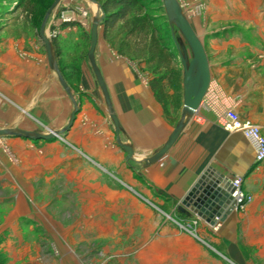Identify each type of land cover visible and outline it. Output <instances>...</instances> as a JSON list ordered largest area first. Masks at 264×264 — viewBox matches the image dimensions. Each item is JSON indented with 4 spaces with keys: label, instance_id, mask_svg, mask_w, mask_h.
<instances>
[{
    "label": "crops",
    "instance_id": "obj_1",
    "mask_svg": "<svg viewBox=\"0 0 264 264\" xmlns=\"http://www.w3.org/2000/svg\"><path fill=\"white\" fill-rule=\"evenodd\" d=\"M86 13V8L79 9L81 20L63 15L64 33L76 32L80 25L84 29L82 19ZM54 18L50 28L59 24ZM65 18L70 21L65 22ZM241 18L259 24L239 32H228L227 27L210 30L205 26L201 35L190 23L208 58L210 85L198 110L186 117L175 144L162 159L148 165L145 161L162 149L182 118L185 92L182 58L186 56L190 64L191 49L189 54L185 46L178 48V53L179 49L182 53H179L180 71L166 88L165 102H160L150 86L152 76L145 64L122 57L106 41L102 46L98 41L95 60L121 126L120 138L134 149V161H128L127 153L117 143L108 105L92 65L82 61L74 77L65 76L70 69L60 70L68 93L50 66L38 36L29 29L22 30L10 16L9 23L0 26V130L41 134H45L43 129L63 131L77 104L80 111L71 129L62 135L61 141L59 138L48 141L47 148L53 156L49 159L51 164L45 165L49 166L46 170L54 173L45 174L47 180L75 181L77 197L91 196L97 200L132 198V192L139 193L143 201L151 200L156 210L166 215L161 227L175 224L169 221L171 218L189 224L197 221L196 228L206 240L217 227L228 244L237 231L243 245L257 246L264 257V163L256 162L254 148L242 133L227 131L220 125L221 118L232 110L242 121L261 127L264 135V13L243 14ZM102 31L101 26V35ZM57 168L61 173H56ZM38 172L36 169L35 176L30 178L39 177ZM229 176L243 179L242 190L252 201L213 226L210 218L198 215L199 207ZM14 196V209L0 224V246L4 253H9L8 260L19 256L12 264H81L59 240L53 242L51 237L37 234L40 228L33 208L39 202L36 191L30 189L27 195ZM28 198L33 199L34 205ZM99 206L100 200L92 207L100 212ZM140 208L149 213L148 209ZM107 225L111 228V223ZM33 243L40 245L36 255L44 247L45 261L27 250L32 249ZM23 253L24 257H20Z\"/></svg>",
    "mask_w": 264,
    "mask_h": 264
},
{
    "label": "rangeland",
    "instance_id": "obj_2",
    "mask_svg": "<svg viewBox=\"0 0 264 264\" xmlns=\"http://www.w3.org/2000/svg\"><path fill=\"white\" fill-rule=\"evenodd\" d=\"M34 1L39 4L38 0ZM156 1L153 7H162L161 11H165L162 0ZM18 2L19 0H0V26L8 24V19L12 16L13 23L22 30L29 29L31 33L37 34L45 12L40 5L29 4L26 8L25 4L18 9ZM178 2L188 21L201 35L205 26L210 30L227 27L228 32L243 31L259 23L246 22L242 20L241 15L264 13V0H178ZM83 7L88 10L82 19L84 29L80 25L76 32L64 33L66 28L61 22L63 15L81 20L79 9ZM30 10L31 15L35 16L32 18L37 26L34 30L27 26L26 17ZM160 14L166 17L162 22L163 34L176 55L179 67L178 47L185 46L189 54L190 49L179 29L170 24L166 12ZM54 16V21L58 20L59 24L55 28H52L54 25L51 24L50 28V21ZM95 16L100 20L99 45L102 46L106 41L101 35L103 12H98L95 3L88 0H63L48 22L47 34L52 40L55 54L59 53V49L66 53L62 60H58L60 70L64 66L70 68L69 72L64 73L66 77L76 76L77 66L74 65L82 61L90 63L87 54L90 46V27ZM81 31L88 35V41L82 42L83 47L76 56H71V53L76 52ZM38 39L44 45L39 37ZM81 56L83 57L80 58ZM178 70L180 71V68ZM42 131L45 134L50 133L44 129ZM56 138H59V141L63 139L62 135ZM48 143V140L42 138L27 139L17 136L0 138V224L14 209L16 200L14 195L18 193L27 195L31 189L36 191L39 201L36 207L33 206L40 228L37 234L44 238L51 237L53 242L54 239L59 240L68 252L78 257L81 264H264V257L259 253L260 248L251 244L243 245L242 236L237 238V231L233 234L232 244L230 242L228 244L226 240H222V231L219 229H215L206 240L196 227L182 229L180 224L185 223L176 222L173 218L169 221L175 224H170L169 228L161 227L160 224L167 220L166 215L159 213L151 204V200L150 203L143 201L139 193L132 192V198L122 196L109 200L102 197L99 199L100 212H97L92 206L99 200L91 196L77 197L75 181L64 182L45 178V174L54 173L46 170L49 166L45 164H51L49 159L53 156L52 151L47 148ZM36 169L40 171L37 175L41 178L36 176L31 179L30 176H35ZM59 172L61 173L57 168L56 173ZM106 177L108 181V175ZM121 188L124 189L122 186ZM138 190L136 189L137 192ZM29 200L30 204L34 205L33 199ZM140 207L148 209L149 213L146 214ZM107 223H111V228ZM77 227L80 230L84 229L83 235L76 229ZM31 241L35 239L31 238ZM237 242L242 245L238 247ZM39 246L33 243L32 249L26 248L34 257L40 256L38 259L45 261L44 247H41L43 250L40 255H36ZM53 249L59 255V251ZM8 255L9 253H4L0 246V261L3 264H12L16 257L19 260V256L13 257L11 254L13 258L9 261ZM20 257H24V253ZM237 257L240 258L239 261H236Z\"/></svg>",
    "mask_w": 264,
    "mask_h": 264
},
{
    "label": "water",
    "instance_id": "obj_3",
    "mask_svg": "<svg viewBox=\"0 0 264 264\" xmlns=\"http://www.w3.org/2000/svg\"><path fill=\"white\" fill-rule=\"evenodd\" d=\"M62 1L63 0H54V2L48 8L39 28L38 37L44 44L50 66L58 73L63 87L67 90L68 93H70L66 80L61 74L52 40L47 34L48 22L52 14L62 3ZM88 1L97 4L98 12L102 11L101 5L95 0ZM162 2L170 24L172 26H176L179 29L189 48L191 49L193 53V60L190 64H188L186 56H183L182 58L184 65L185 84L184 108L182 118L162 149L152 158L145 161V163L148 165L154 164L155 162L162 159L169 151V149L175 144L181 132L183 131L186 117L193 115L198 110L210 85V68L204 46L200 38L196 35L195 31L191 27L190 22L184 15L181 5L179 4L178 0H162ZM99 28L100 20L98 16H95L90 27V46L87 54L88 59L92 65L96 79L104 93L105 100L108 105L109 115L114 127V132L117 137V143L125 151V153H127V160L134 161V149L131 145L124 144L121 141V126L117 115L112 108L110 96L102 73L100 72L96 64L95 52L99 41ZM179 53L182 55L180 49ZM79 111V106L76 104L69 124L63 131H51L49 134H34L22 130L2 129L0 130V138L17 136L27 139L42 138L51 141L54 138L59 137L60 135H64L71 129L76 120V115L79 113ZM233 194L234 190L230 187V184H228L227 182H221V185H219L215 190L211 191L206 199L202 201V204L199 207L198 215L202 219L210 218L212 220L211 222L213 226L216 225L217 221L223 222L228 216L236 211L237 200L235 199Z\"/></svg>",
    "mask_w": 264,
    "mask_h": 264
},
{
    "label": "trees",
    "instance_id": "obj_4",
    "mask_svg": "<svg viewBox=\"0 0 264 264\" xmlns=\"http://www.w3.org/2000/svg\"><path fill=\"white\" fill-rule=\"evenodd\" d=\"M95 1L101 5L103 11V38L118 55L145 64L147 72L152 76L150 81L152 90L160 102H165L166 88L178 73L176 55L170 49L166 36L163 34L162 22L166 20V17L160 12L165 11H161L162 7H153L156 0ZM38 2L39 4L34 0H19L17 7L20 9L25 4H27L26 8L29 4L40 5L46 13L54 0H38ZM30 12L31 10L26 17L27 26L34 30L37 26L32 18L35 16ZM79 35L76 52L71 53V56H76L83 47L82 42L88 41V35L84 31H81ZM55 44L57 47V41ZM58 54L61 60L66 55L62 49H59ZM67 69L70 68L67 66L62 68L64 71ZM0 264L3 263L0 261Z\"/></svg>",
    "mask_w": 264,
    "mask_h": 264
},
{
    "label": "built area",
    "instance_id": "obj_5",
    "mask_svg": "<svg viewBox=\"0 0 264 264\" xmlns=\"http://www.w3.org/2000/svg\"><path fill=\"white\" fill-rule=\"evenodd\" d=\"M65 21H70V19L67 18ZM220 125L227 131L242 133L254 148L256 162L258 164L264 163V135L261 127L250 121H242L238 114L232 110L221 118ZM224 182L230 184V187L234 190L233 196L237 200L236 210H243L252 201V197L246 195L242 190L243 179L238 176H229L224 178ZM197 224L198 222L194 221L192 224H180V227L182 229H194ZM215 229L218 228L216 227Z\"/></svg>",
    "mask_w": 264,
    "mask_h": 264
}]
</instances>
